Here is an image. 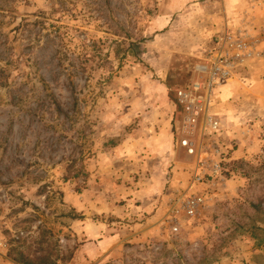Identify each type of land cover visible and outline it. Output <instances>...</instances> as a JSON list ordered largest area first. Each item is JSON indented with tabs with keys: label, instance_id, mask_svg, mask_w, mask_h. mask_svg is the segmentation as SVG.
<instances>
[{
	"label": "rangeland",
	"instance_id": "1",
	"mask_svg": "<svg viewBox=\"0 0 264 264\" xmlns=\"http://www.w3.org/2000/svg\"><path fill=\"white\" fill-rule=\"evenodd\" d=\"M224 29L260 54L194 181L176 89ZM0 68V264H264V0H0Z\"/></svg>",
	"mask_w": 264,
	"mask_h": 264
},
{
	"label": "built area",
	"instance_id": "2",
	"mask_svg": "<svg viewBox=\"0 0 264 264\" xmlns=\"http://www.w3.org/2000/svg\"><path fill=\"white\" fill-rule=\"evenodd\" d=\"M259 54L256 44L246 33L229 29L216 32L203 56L193 64L192 79L176 89L177 103L182 111L179 120V133L182 135L179 142L189 154L196 155L194 181L202 180V168L211 167L212 172H217L225 160L222 148L215 140L219 121L210 108L214 91L232 77L236 68ZM196 131L200 133V139H207L212 154L220 158L212 159L202 152V146L199 149L196 147L192 139ZM199 201L198 197L187 198L186 212L193 214Z\"/></svg>",
	"mask_w": 264,
	"mask_h": 264
},
{
	"label": "trees",
	"instance_id": "3",
	"mask_svg": "<svg viewBox=\"0 0 264 264\" xmlns=\"http://www.w3.org/2000/svg\"><path fill=\"white\" fill-rule=\"evenodd\" d=\"M24 24L27 26L28 20H26V22H24ZM25 25L21 24L15 27V29L19 30L20 27H25ZM26 28V27H25ZM22 31V30H21ZM18 65V62H17ZM7 77V73L6 70L4 68H0V83H2V85L7 84L6 80L4 81V78ZM57 109H59V107L57 106ZM18 256L15 257V261L18 264H56V258L53 257H48L45 254H39L38 256H34V254H25L22 251H18Z\"/></svg>",
	"mask_w": 264,
	"mask_h": 264
},
{
	"label": "crops",
	"instance_id": "4",
	"mask_svg": "<svg viewBox=\"0 0 264 264\" xmlns=\"http://www.w3.org/2000/svg\"><path fill=\"white\" fill-rule=\"evenodd\" d=\"M210 40H211V39H210ZM210 40H209V44H210ZM217 88H218L217 91H219V90L223 91V93H221V97H222V98H226V97L230 96L231 93L233 92V85H232V83H230L229 80H228L226 83L220 85V86L217 87ZM217 88H216V89H217ZM170 136H171V135H170V133H169V134H168V137H170Z\"/></svg>",
	"mask_w": 264,
	"mask_h": 264
}]
</instances>
